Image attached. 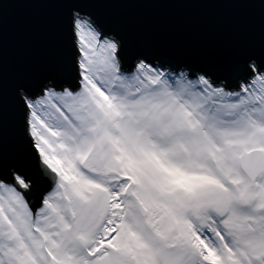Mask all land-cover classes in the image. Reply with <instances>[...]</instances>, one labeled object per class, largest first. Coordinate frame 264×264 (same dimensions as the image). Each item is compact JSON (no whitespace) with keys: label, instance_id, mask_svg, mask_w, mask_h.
<instances>
[{"label":"snow or ice","instance_id":"snow-or-ice-1","mask_svg":"<svg viewBox=\"0 0 264 264\" xmlns=\"http://www.w3.org/2000/svg\"><path fill=\"white\" fill-rule=\"evenodd\" d=\"M51 2L71 9L74 83L17 88L27 163L0 155V264H264V52L235 85L129 64L83 10L98 0Z\"/></svg>","mask_w":264,"mask_h":264},{"label":"water","instance_id":"water-1","mask_svg":"<svg viewBox=\"0 0 264 264\" xmlns=\"http://www.w3.org/2000/svg\"><path fill=\"white\" fill-rule=\"evenodd\" d=\"M138 54L172 67L210 71L235 85L249 55L264 52L261 0H98L82 5ZM71 9L51 0H3L0 7V155L27 163L17 88L51 76L74 83L69 70Z\"/></svg>","mask_w":264,"mask_h":264}]
</instances>
